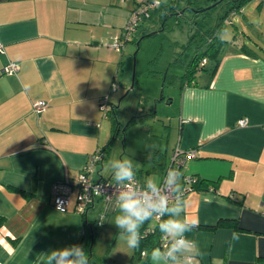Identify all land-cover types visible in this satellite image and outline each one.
<instances>
[{
    "label": "crops",
    "instance_id": "crops-1",
    "mask_svg": "<svg viewBox=\"0 0 264 264\" xmlns=\"http://www.w3.org/2000/svg\"><path fill=\"white\" fill-rule=\"evenodd\" d=\"M137 1L0 0V264H45L43 253L85 243L86 221L94 226L98 209L115 217L99 197L86 215L75 212L74 196L60 212L51 185L74 183L88 156L108 142L101 98L107 94L114 107L109 89L123 55L108 43ZM217 58L214 72L206 59L180 86L174 147L196 151L179 170L181 187L184 175H194L214 188L183 194L182 216L197 221L186 235L200 249L199 264H264V48L233 36ZM10 61L14 73L3 70ZM38 99L46 102L40 112L32 109ZM241 117L245 126L237 124ZM104 156L94 180L104 179ZM170 156L158 150L150 168L134 166L136 176L161 179Z\"/></svg>",
    "mask_w": 264,
    "mask_h": 264
},
{
    "label": "rangeland",
    "instance_id": "rangeland-1",
    "mask_svg": "<svg viewBox=\"0 0 264 264\" xmlns=\"http://www.w3.org/2000/svg\"><path fill=\"white\" fill-rule=\"evenodd\" d=\"M120 1L124 5L125 0ZM225 8L216 5L197 13L186 10L184 14L170 16L165 30L137 39L142 30L151 31L156 26V18L146 20L141 22L138 32L124 47H111L119 55L123 54L114 75L117 90H109L113 92L110 101L114 105L117 121L125 130L123 136L112 137L110 109L105 120L109 123L107 140L110 141V148L105 152L103 167L100 169L98 165L104 178L112 175L109 167L111 160L131 159L135 167L148 169L151 164L149 156H157L158 150L162 153L166 150L170 155L176 149L181 83L187 81L188 63L197 51V45L202 42V31L215 30L216 21ZM120 32L110 40V46ZM215 32L223 40L236 36L251 46L256 43L264 48V0L249 1L241 11L228 15ZM103 43L107 44L105 40ZM208 61V66H213L212 58L208 57ZM142 178L144 181L146 178L159 180L160 176L155 172H145ZM75 193L76 188L72 198ZM94 215L93 258L101 260L102 264H130L133 249L127 247L125 237L113 224L115 217L108 220L111 213H105L103 208ZM90 216L93 217L92 214ZM155 221L152 218L148 223L152 225ZM89 239L88 232L83 244L88 255Z\"/></svg>",
    "mask_w": 264,
    "mask_h": 264
},
{
    "label": "clouds",
    "instance_id": "clouds-1",
    "mask_svg": "<svg viewBox=\"0 0 264 264\" xmlns=\"http://www.w3.org/2000/svg\"><path fill=\"white\" fill-rule=\"evenodd\" d=\"M115 192L108 197L114 202V225L125 237L129 249L140 247L141 227L153 217H167L158 225L162 239L168 238L167 247L151 251L153 264H199L200 249L187 237L197 221L182 216L185 202L181 187V172L169 167L159 180L146 178L142 186L136 182V170L131 159L109 162ZM58 207V210H62ZM45 264H89L88 254L81 244H71L42 254Z\"/></svg>",
    "mask_w": 264,
    "mask_h": 264
},
{
    "label": "built area",
    "instance_id": "built-area-1",
    "mask_svg": "<svg viewBox=\"0 0 264 264\" xmlns=\"http://www.w3.org/2000/svg\"><path fill=\"white\" fill-rule=\"evenodd\" d=\"M161 0H138L136 6L130 11L126 23L121 30L119 36L115 38L111 47L121 49L124 47V44L129 40L130 36L136 31V27L142 18H148L151 15V12L159 6ZM0 52H2V45L0 42ZM206 58H203L200 62L201 65H204ZM18 69L17 63L10 61L5 67L4 71L7 73H14ZM116 84L112 82L111 89L115 90ZM46 106V102L38 99L32 102V109L36 112H40ZM101 108L106 113L110 108L108 95H104L101 98ZM248 122L247 117H241L237 120L239 126H245ZM196 156V151L194 149H179L178 147L172 152L170 156V167L180 170L184 165L186 159ZM102 159V152L98 149L94 153L88 156V159L85 165L77 174V177L74 183H70L67 180H56L51 185V194H52V204L56 210L58 207H62L60 212H66L71 204L72 192L76 188L75 193V203L74 210L75 212L86 215L89 207L94 203L95 198H102L109 204L114 206V202L110 201L108 197L112 196L115 192V181L112 177L104 179H93V174L95 173L96 165ZM183 181L187 183V186L182 188L183 194L189 190V183L191 182V176H183ZM136 182L142 186L144 183L142 180L136 178ZM156 221L160 220V217H153ZM152 228H145L144 235L153 232ZM168 238L165 237L160 242V247H167ZM142 255H145V252L142 251Z\"/></svg>",
    "mask_w": 264,
    "mask_h": 264
},
{
    "label": "trees",
    "instance_id": "trees-1",
    "mask_svg": "<svg viewBox=\"0 0 264 264\" xmlns=\"http://www.w3.org/2000/svg\"><path fill=\"white\" fill-rule=\"evenodd\" d=\"M216 1H218V0H169L167 2H162V0H161L159 6H157L151 12V15L148 18H142L140 20V22L138 23V25L136 27V30H137L138 26L141 24V22H143L145 20H152L154 15L157 16V20H155L156 26L153 30H156V32L161 31V30H165L167 27V20L170 18V16L178 15V14H176V12L184 9L183 12L179 13V14H184V12L186 10H191L190 7L195 9V11L191 10L194 13L202 12L200 10L201 8H203L207 5H210ZM249 1H251V0H221V1L217 2L216 5H222V6H225L226 8H225L223 14L218 17L216 24H215L216 25L215 30H209L206 32L202 31V33H201V35L203 36L202 42H201V44L197 45L198 49L195 52V54L193 55V57L191 58L190 63H188V74H187V81L188 82L193 80L194 73L197 70L204 69V65L200 64V62L202 61L203 58H206V59H208V57L212 58L213 66L211 67V71L214 72V70L216 69L217 64H218L217 55L219 52V47L224 42L223 39L218 37V35L215 31H216V29H218L222 26V24L224 23V21L228 17V15L241 11L242 7L244 5H246ZM216 5H214V6H216ZM169 13H172V14L164 20V17H166V15ZM161 23H163L162 26H161ZM148 31L150 32V30H142L139 33V35L137 36V39L140 36L144 37L146 35V33H148ZM114 81L115 80L113 79L112 82H114ZM112 82H111V84H112ZM109 110L112 111V113L110 114V117L112 119V137H114L116 135L123 136L125 129L124 128L122 129L120 122L117 121L114 107L109 108L105 114L108 115ZM109 148H110V141H108L107 144L103 147L102 156H104L105 152H107V150H109ZM136 178L139 179L138 176H136ZM211 182L212 181H208L204 178H199V177H196L194 175H191V182L189 183V190H208V188H210V187H211L210 189L212 190L214 188L212 187V185L209 184ZM162 219H166V217L160 218V220H158L156 222V226H155L153 232L144 235L145 227L141 230L142 239L140 241V247L137 249H133V253H132L131 258H130V262H131L130 264H135L136 262L139 264H149V260H148L149 252L152 249H154L155 247L160 246L162 234L159 232L158 225ZM87 222L91 223V230H92L93 239H94L95 233H94V226L92 224V221L87 220L86 223ZM89 238H91V234H89ZM88 243H90V240L88 241ZM142 251L145 252V255L141 254ZM100 261H96L92 255L89 256V264H102L103 262L102 261L100 262Z\"/></svg>",
    "mask_w": 264,
    "mask_h": 264
},
{
    "label": "water",
    "instance_id": "water-1",
    "mask_svg": "<svg viewBox=\"0 0 264 264\" xmlns=\"http://www.w3.org/2000/svg\"><path fill=\"white\" fill-rule=\"evenodd\" d=\"M219 1H221V0H218V1H216V2H213L212 4L205 6V7L201 8L200 10L203 11V10H206V9H208V8H211L212 6L216 5L217 2H219ZM190 9H191L192 11H195V9L192 8V7H190ZM183 10H184V9L180 10L179 12H176V14H179V13L183 12ZM171 14H172V13L167 14L166 17H164V20H165L167 17H169ZM162 25H163V23H161V26H162ZM155 32H156V30H152V31L146 33L145 36L152 35V34H154ZM141 37H143V36H141ZM131 86H132V85H131ZM169 167H170V162H169V164H168V166H167V169H168ZM87 226H88V228H89V230H90V234H91L90 243H89V255H88V258H89V256L92 255L93 233H92V230H91V223H90V222H87Z\"/></svg>",
    "mask_w": 264,
    "mask_h": 264
},
{
    "label": "flooded vegetation",
    "instance_id": "flooded-vegetation-1",
    "mask_svg": "<svg viewBox=\"0 0 264 264\" xmlns=\"http://www.w3.org/2000/svg\"><path fill=\"white\" fill-rule=\"evenodd\" d=\"M179 12V11H178Z\"/></svg>",
    "mask_w": 264,
    "mask_h": 264
}]
</instances>
